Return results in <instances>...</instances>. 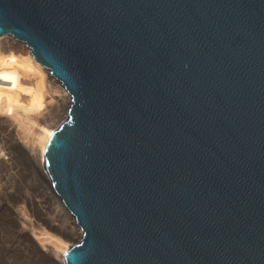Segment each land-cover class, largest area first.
I'll return each mask as SVG.
<instances>
[{
	"label": "water",
	"instance_id": "water-1",
	"mask_svg": "<svg viewBox=\"0 0 264 264\" xmlns=\"http://www.w3.org/2000/svg\"><path fill=\"white\" fill-rule=\"evenodd\" d=\"M4 34L71 95L66 264H264V0H0Z\"/></svg>",
	"mask_w": 264,
	"mask_h": 264
},
{
	"label": "bare ground",
	"instance_id": "bare-ground-1",
	"mask_svg": "<svg viewBox=\"0 0 264 264\" xmlns=\"http://www.w3.org/2000/svg\"><path fill=\"white\" fill-rule=\"evenodd\" d=\"M70 104L68 90L28 45L0 36V264H66L69 243L82 236L52 187L31 196L15 188L27 167L49 180L46 148Z\"/></svg>",
	"mask_w": 264,
	"mask_h": 264
},
{
	"label": "rangeland",
	"instance_id": "rangeland-1",
	"mask_svg": "<svg viewBox=\"0 0 264 264\" xmlns=\"http://www.w3.org/2000/svg\"><path fill=\"white\" fill-rule=\"evenodd\" d=\"M61 113L65 114V111L63 110ZM44 176L45 175H43L42 173L40 174V172H38L33 167H27L18 176L15 188L20 193L27 194L29 196H31L32 194L44 193V191H46V190H47V192H50L51 191L50 182H49L48 178L46 176L45 177ZM49 203L51 206V198H49ZM11 231H12V229H11ZM74 239H77V241H78L79 237L76 238V236H75ZM75 242L76 241H71L69 243V247L71 245H74Z\"/></svg>",
	"mask_w": 264,
	"mask_h": 264
}]
</instances>
